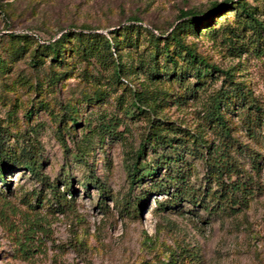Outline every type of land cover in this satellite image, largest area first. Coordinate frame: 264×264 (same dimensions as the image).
Returning <instances> with one entry per match:
<instances>
[{
  "label": "rangeland",
  "instance_id": "374dc122",
  "mask_svg": "<svg viewBox=\"0 0 264 264\" xmlns=\"http://www.w3.org/2000/svg\"><path fill=\"white\" fill-rule=\"evenodd\" d=\"M223 1L0 0V147L17 154L29 141L39 158L37 173L20 165L4 169L0 179V264H264L263 0H245L261 22L257 31L226 10L215 18L213 31L185 35L219 69L199 85L191 75L179 82L150 79L138 63L149 49L143 39L121 49L124 66L112 80L110 64L73 53L59 64L42 54L35 61L32 41L19 50L21 41L8 36L28 31L46 40L67 27L107 33L131 21L166 33L180 9L203 11ZM163 63L159 56L157 65ZM220 70L230 72L236 89ZM226 87V104L219 107L227 128L219 145L206 114L216 91ZM156 128L173 137L170 146L153 147ZM219 146L233 167L229 178H245L236 192L245 208L209 213L189 197L180 201L183 213L169 207L168 191L153 184L178 172L183 185L216 190L208 159L218 157ZM167 152L176 158L170 166L160 164L154 174L130 183L132 158L151 162ZM63 177L72 193L64 191L60 210L48 183L56 180L62 191ZM227 177L221 173L222 180ZM173 181L165 183L169 190L180 184Z\"/></svg>",
  "mask_w": 264,
  "mask_h": 264
},
{
  "label": "trees",
  "instance_id": "16d2710c",
  "mask_svg": "<svg viewBox=\"0 0 264 264\" xmlns=\"http://www.w3.org/2000/svg\"><path fill=\"white\" fill-rule=\"evenodd\" d=\"M264 4V0H263ZM264 7V5H263ZM226 10H234L237 23L241 22L244 25H248L251 28L262 27L261 22L254 16L253 8L245 2V0H224L220 3L211 4L206 10L194 11L192 9H180L173 27L166 33L164 31L148 28L142 25L140 22L131 21L129 23L120 24L118 26H112L107 33L89 28H65L57 36L53 38H47L43 40L36 33L21 32V33H9V38H16L21 41V44L17 46L19 50L24 48V43L32 41L35 45L32 52V59L39 61V54L50 56V59L54 63L59 64L64 61V56L73 53L75 56L82 59L92 58L94 61L100 62V64H110L111 73L110 78L112 80L118 78V74L122 71L121 66L124 63L119 59L121 56V49L131 48L138 46L140 40L145 43L144 47H148V53L145 58L138 59V63L150 79H166L183 81L188 75L194 77L197 81V85L202 84L206 76L212 75L214 71L219 70L215 65L208 63L203 56L196 53L193 46L188 42H185L184 37L187 33L199 34L201 31L207 33L213 31L215 18L218 15H222ZM258 29H256L257 31ZM230 31V30H228ZM133 37V38H132ZM17 53V52H16ZM161 56L164 63L160 66L157 65V58ZM2 61V60H1ZM167 69H163L167 67ZM1 67L5 66V63H0ZM224 74L222 80L226 81L228 85L233 84L231 89H236L237 84L230 78V72L228 70H220ZM186 77V78H185ZM196 83V82H195ZM194 83V84H195ZM238 83V82H237ZM193 84V85H194ZM190 85L189 90L194 91V86ZM229 87V86H227ZM226 87V88H227ZM188 88V86H186ZM219 88L211 99L207 117L214 120L213 128L218 131V139H220L219 145H224L222 138V132H226L225 118H223L219 105H224V98H227V92L230 90ZM241 91V90H240ZM95 93L91 97H94ZM89 98V96H87ZM240 103H244V96L239 94ZM223 101V102H222ZM250 105V104H249ZM247 105V107L249 106ZM30 109H26L29 111ZM76 123V120H73ZM159 128L153 130L155 135L153 138V147L156 145L170 146L173 139L171 136H167L164 133L158 131ZM185 141V140H183ZM172 146V145H171ZM32 143L27 141L24 143L19 152L7 154L3 152L0 147V179L3 180V171L9 167H16L24 165L31 172H38L39 158L31 149ZM223 147V146H219ZM140 150L136 151L138 156ZM157 162H141L137 161L136 157L132 158L128 163L127 174L130 183L139 181L140 178L147 174H154L156 167L160 164L170 166L169 163L176 160L173 155L167 153L158 154L156 158H151ZM153 163V164H152ZM208 164H210L216 173L218 187L216 190L205 192L199 187H194L190 184H182L183 179L178 172L165 174L164 182L153 184L156 191H168V197L166 200L169 207L176 206L178 213H183L186 209L180 205V201L184 197L197 201L207 212L216 211L220 208L228 213H236L245 208L246 204L244 200H240L236 195L238 189L243 187L245 178L241 176H235V178H229L230 172L233 171V167L228 163L226 154L222 148L217 158H209ZM259 166L254 164V172L258 173ZM226 172L228 175L227 180L221 179V173ZM179 176V177H178ZM250 180L249 177H247ZM174 180V181H173ZM63 190L60 191L56 186V180H52L48 183L50 197L58 209L62 210L66 206L67 198L64 195L66 191L67 195H71L72 186L71 181L67 177L61 178ZM179 183L174 189L169 190V183ZM96 187L100 193L108 192L102 182L97 178H94ZM168 183V184H165ZM204 194L207 195L208 200H213V204L209 205L208 200L204 198ZM103 204L101 201L100 205ZM162 202L159 201V205ZM136 205L131 209L135 211Z\"/></svg>",
  "mask_w": 264,
  "mask_h": 264
}]
</instances>
